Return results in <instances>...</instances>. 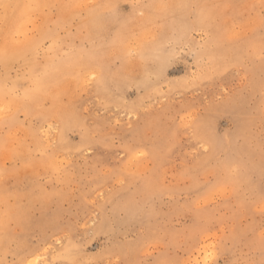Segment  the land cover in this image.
Listing matches in <instances>:
<instances>
[{"label":"rangeland","instance_id":"1","mask_svg":"<svg viewBox=\"0 0 264 264\" xmlns=\"http://www.w3.org/2000/svg\"><path fill=\"white\" fill-rule=\"evenodd\" d=\"M33 260L264 264V0H0V264Z\"/></svg>","mask_w":264,"mask_h":264},{"label":"bare ground","instance_id":"2","mask_svg":"<svg viewBox=\"0 0 264 264\" xmlns=\"http://www.w3.org/2000/svg\"><path fill=\"white\" fill-rule=\"evenodd\" d=\"M36 249V248H35ZM47 254V253H46ZM33 256H36V258L35 259H39L42 255H39V254H37V250H31V251H29L25 256H24V258H22V259H28L29 257H33ZM28 261H30V260H28ZM34 261L35 260H33V263H34ZM37 261H35V263H36ZM29 263V262H28ZM34 263V264H35ZM30 264H32V263H30Z\"/></svg>","mask_w":264,"mask_h":264}]
</instances>
